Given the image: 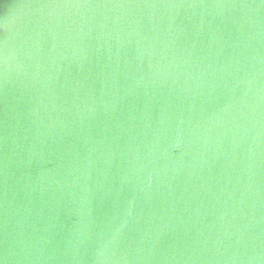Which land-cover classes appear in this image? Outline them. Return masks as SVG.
I'll return each instance as SVG.
<instances>
[{"label":"water","instance_id":"water-1","mask_svg":"<svg viewBox=\"0 0 264 264\" xmlns=\"http://www.w3.org/2000/svg\"><path fill=\"white\" fill-rule=\"evenodd\" d=\"M0 264H264V0H0Z\"/></svg>","mask_w":264,"mask_h":264}]
</instances>
